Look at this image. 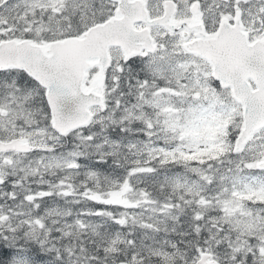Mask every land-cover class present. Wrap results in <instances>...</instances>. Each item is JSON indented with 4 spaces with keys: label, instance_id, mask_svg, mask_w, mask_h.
<instances>
[{
    "label": "snow or ice",
    "instance_id": "obj_1",
    "mask_svg": "<svg viewBox=\"0 0 264 264\" xmlns=\"http://www.w3.org/2000/svg\"><path fill=\"white\" fill-rule=\"evenodd\" d=\"M0 264H264V0H0Z\"/></svg>",
    "mask_w": 264,
    "mask_h": 264
}]
</instances>
